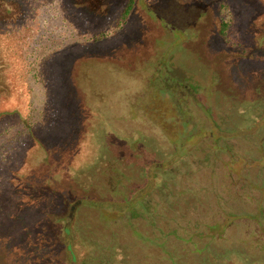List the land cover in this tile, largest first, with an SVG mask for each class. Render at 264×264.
Wrapping results in <instances>:
<instances>
[{"label": "rangeland", "instance_id": "374dc122", "mask_svg": "<svg viewBox=\"0 0 264 264\" xmlns=\"http://www.w3.org/2000/svg\"><path fill=\"white\" fill-rule=\"evenodd\" d=\"M127 1L0 0V264H264L179 231L264 206V0Z\"/></svg>", "mask_w": 264, "mask_h": 264}, {"label": "trees", "instance_id": "16d2710c", "mask_svg": "<svg viewBox=\"0 0 264 264\" xmlns=\"http://www.w3.org/2000/svg\"><path fill=\"white\" fill-rule=\"evenodd\" d=\"M132 2L131 0H128L126 5L124 6L120 18H125L129 12L131 11ZM223 30V27H222ZM2 114H0L1 116ZM214 143V142H213ZM212 143V144H213ZM225 144V143H224ZM215 145V144H214ZM212 145V146H214ZM227 151L231 150V147L229 145L224 146ZM201 148V147H200ZM199 148V149H200ZM207 151L205 161H202V163L206 162L209 164L208 156H209V148L206 147ZM223 149V148H222ZM204 152V149L202 150ZM235 156H233L234 159ZM220 175L223 176L221 183L217 184V186H214L216 184H209L208 187L204 186L203 191L209 192L211 195H214L216 197V202H221V200L224 198V196H227V198H230L236 205L237 203H243L247 206H253V209H246L245 213L240 212V209L236 210V213H240L241 215H235L234 212H227L226 215L223 213V211L217 207L216 210H219L217 212L213 211L211 216L205 218L206 220H194L193 222L191 220H183V225L180 226V236H184V238L188 239L186 242H191L190 245H194L196 242L204 243V250L205 246H209L210 244H220V243H226L228 241V238L226 239V235L229 233V229H241L244 228V232L236 231V244L238 246L244 247L246 250L250 249H257L259 252H264V234H260V225L264 224V206L260 205L256 202V199L254 195H256V192L251 191L248 186H257L254 184H246V178L238 179L234 173H231L230 170L226 169L223 171ZM213 192V193H212ZM244 194V195H243ZM243 198V199H242ZM244 206V205H243ZM246 208V206H244ZM243 208V209H244ZM248 208V207H247ZM149 205L144 204L141 207V204L139 205V208L135 207L134 201L128 206V212L123 213L122 216L125 219V222L131 223V220H135L139 217H141L142 214L149 215ZM41 214L38 213V216ZM218 217V219L216 217ZM226 217H229L228 223H225L224 220ZM181 221V220H180ZM262 222V223H261ZM129 224H126L129 226ZM223 224V225H222ZM242 224V226L240 225ZM222 225V226H220ZM240 225V226H239ZM67 229V234H65L66 241L69 247V255L68 262L70 261L71 264H75L76 262V255L71 249V241H70V235H69V229ZM175 232H172V235L175 233L177 234V228L174 230ZM209 232H215L216 237L214 240L207 241L208 243H205L206 235L209 234ZM247 232L251 233V235L248 237ZM259 232V233H258ZM219 234V235H218ZM170 235V234H169ZM262 236V237H261ZM229 237V236H228ZM136 239V238H135ZM182 241V238H177ZM155 240H150V244L145 246V249L152 250V252L157 255H162L164 258V261H166L165 264H171L173 261L170 260V258H167V254L162 250L161 246L156 244L154 242ZM249 246V247H248ZM251 247V248H250ZM70 251L72 252V257L70 256ZM66 252V249H65ZM151 254L146 253L148 256H152L150 259H153L155 256ZM68 254V253H66ZM74 256V257H73ZM159 257V256H157ZM160 258V257H159ZM71 259V260H70ZM69 264V263H68Z\"/></svg>", "mask_w": 264, "mask_h": 264}]
</instances>
